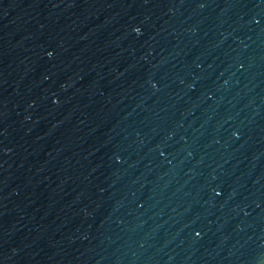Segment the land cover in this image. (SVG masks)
Listing matches in <instances>:
<instances>
[{
  "label": "water",
  "instance_id": "obj_1",
  "mask_svg": "<svg viewBox=\"0 0 264 264\" xmlns=\"http://www.w3.org/2000/svg\"><path fill=\"white\" fill-rule=\"evenodd\" d=\"M0 264H264V0H0Z\"/></svg>",
  "mask_w": 264,
  "mask_h": 264
}]
</instances>
